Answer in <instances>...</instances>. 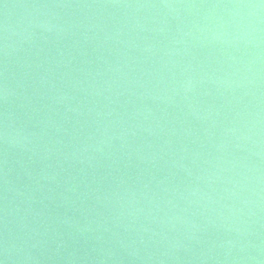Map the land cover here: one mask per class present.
I'll use <instances>...</instances> for the list:
<instances>
[{
	"label": "water",
	"instance_id": "water-1",
	"mask_svg": "<svg viewBox=\"0 0 264 264\" xmlns=\"http://www.w3.org/2000/svg\"><path fill=\"white\" fill-rule=\"evenodd\" d=\"M3 264H264V0H0Z\"/></svg>",
	"mask_w": 264,
	"mask_h": 264
},
{
	"label": "snow or ice",
	"instance_id": "snow-or-ice-1",
	"mask_svg": "<svg viewBox=\"0 0 264 264\" xmlns=\"http://www.w3.org/2000/svg\"><path fill=\"white\" fill-rule=\"evenodd\" d=\"M0 264H3V261H0Z\"/></svg>",
	"mask_w": 264,
	"mask_h": 264
}]
</instances>
